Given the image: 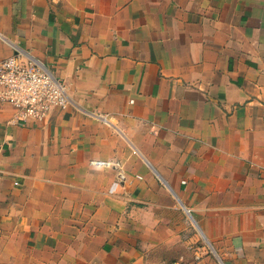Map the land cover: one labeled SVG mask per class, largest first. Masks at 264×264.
<instances>
[{"label":"crops","instance_id":"obj_1","mask_svg":"<svg viewBox=\"0 0 264 264\" xmlns=\"http://www.w3.org/2000/svg\"><path fill=\"white\" fill-rule=\"evenodd\" d=\"M17 49L69 104L0 105V264H264V0H0Z\"/></svg>","mask_w":264,"mask_h":264},{"label":"built area","instance_id":"obj_2","mask_svg":"<svg viewBox=\"0 0 264 264\" xmlns=\"http://www.w3.org/2000/svg\"><path fill=\"white\" fill-rule=\"evenodd\" d=\"M69 96L63 81L19 49L0 59V105L14 109L12 122L20 125L46 120L54 109L66 108ZM106 168L119 167L113 160L94 161Z\"/></svg>","mask_w":264,"mask_h":264}]
</instances>
